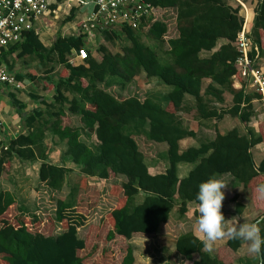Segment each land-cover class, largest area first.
<instances>
[{"label":"trees","instance_id":"obj_1","mask_svg":"<svg viewBox=\"0 0 264 264\" xmlns=\"http://www.w3.org/2000/svg\"><path fill=\"white\" fill-rule=\"evenodd\" d=\"M152 3L160 10L172 8L177 13L179 35L168 40L167 53L172 56L168 65L160 61L158 51L141 39L142 28L149 26L150 39L164 41L168 24L152 18L138 29L124 25L97 32L107 41L123 36L127 40L117 53L101 44L97 48L101 59L93 55L92 43L82 31L59 34L51 46H46L36 31L31 30L23 42L10 44L6 52L0 54V66L7 65L12 73L14 62L8 59L9 54L17 53L18 58L34 56L42 66L52 62L46 71L50 84L45 82L44 87H51L54 92L51 99L28 94L39 99L44 107L27 112L15 93H11L21 108L24 131L13 139L0 138V177L17 158L39 164V180L51 189H62L73 169L51 161L45 142L47 131L66 144L65 155L81 172L67 196L57 201L56 220L62 225V231L56 236L29 233L25 224L11 227L4 215L15 206L16 199L10 191H0V260L8 264H85L78 251L86 248L85 239L79 237V228L85 225L87 215L78 209V196L80 187H86L91 178L127 177L120 188H113L123 196L109 215L112 227L107 234L109 241L118 237L130 240L135 233H157L170 219L176 196L179 213L184 216L189 202L198 204V185L212 176L230 173L244 187H250L258 177H263L264 182V157L257 166L252 152L264 141V136L253 128L242 132L235 127L224 134L217 130L212 140L184 150L181 147L183 139L197 137L196 130L185 126L183 115L194 113L195 119L203 122L222 121L229 115L247 126L257 113L259 94L245 89V82L241 89L234 87L235 77L240 75L236 40L244 23L241 6L227 0H152ZM77 9L72 8L66 21L75 20ZM250 36L253 47L256 45L260 50L257 64L261 67L264 0L255 8ZM81 48L87 49L88 57L79 64L71 62V56ZM255 55L253 49L251 56ZM55 64L61 65L62 70L53 79L50 74L56 70ZM15 74L20 81L36 78V74ZM141 74L147 78L157 77L172 87L165 106L151 96L143 100L136 96L120 99L108 90L119 84L125 86ZM227 95L232 97L230 106L226 105ZM186 97L193 99L192 102ZM68 112L80 117V127L72 126ZM84 132L95 133L99 141L95 149L81 139ZM140 136L154 142L159 154L166 144L169 166L165 173L150 174L147 154L137 141ZM181 163L195 164L183 179L178 176ZM141 192L143 201L135 203ZM236 206L239 209L242 204ZM261 228L264 235V225ZM228 246L237 251L241 242L230 238ZM175 247L183 256L198 254L200 258L193 264H222L219 257L204 251L201 240L194 234L180 236ZM261 258L264 264V257ZM134 262L133 250L129 247L122 264Z\"/></svg>","mask_w":264,"mask_h":264},{"label":"rangeland","instance_id":"obj_2","mask_svg":"<svg viewBox=\"0 0 264 264\" xmlns=\"http://www.w3.org/2000/svg\"><path fill=\"white\" fill-rule=\"evenodd\" d=\"M227 1L234 6L239 4L237 0ZM242 1L246 3L248 0ZM258 2L259 0H252L251 4H258ZM71 5L76 6L78 3L73 2ZM248 7L250 9V5H248ZM72 8L70 9L69 6H63L61 7L57 17L54 15L49 17L47 21H49V26L51 29L47 31L48 33L46 36L48 40L54 42L59 34L67 35L69 33L77 32L75 31L77 28V23L81 22L82 18L88 14L90 8L75 7L78 8L76 16H81L79 18H75L76 22H68L66 21V18L70 15ZM176 15L177 13L175 9L167 8L158 10L156 15L153 16L154 20L164 21L168 24V32L164 41L162 42L150 39V37L147 35L149 26L142 28V41L146 44H149L156 51H158L157 53H159L158 55L160 61L164 65H168L172 62V56L167 53V50L169 49L168 40L170 38H176L179 35ZM40 21H42V19ZM39 27L41 33L46 30L45 26ZM97 34L98 33L96 32L94 34L95 38H92V41L94 40V43L92 42V46L94 48L93 55L97 59H101V55L97 51V48L101 44L107 46L112 52L117 53L120 51L121 47L127 43L125 36L113 41H107L103 34V36L100 37V33L98 35ZM44 44L50 45V42L45 40ZM203 54L205 56H209L211 53ZM13 61V72L18 71L28 74L33 71V74H36L35 81H30V84L26 87V89L18 90L19 92L27 94V97L29 96L28 94L34 93L38 96L37 98H52L54 92L51 91V87H49L50 90L45 89L44 87L45 82H49L48 84H50V80L46 79V71L53 64L52 62L47 63L46 66H42L37 58L31 56H29L26 60L14 59ZM70 61L75 64H79L81 62V60L77 58L76 54L71 56ZM55 65L56 70L54 73L50 74L53 75V79L55 78L56 74L62 70L61 65ZM25 85H27V81L25 82ZM171 89V86L164 84L159 78H147L144 74L139 75L125 86L119 84L117 86L108 88L112 94L120 99L136 96L142 100L150 96V91L156 90L159 91V94L154 96V98L164 106L167 104V97L165 98V95ZM28 98L30 104L29 110L37 108V106L38 108L42 106L39 102V99L35 100L31 97ZM192 100L190 102H192ZM231 100V95H227V106H230ZM68 114L71 115L69 112ZM71 116H73L72 126L80 127V117L77 115ZM194 116V113L185 115L184 124L185 126L197 131L198 137L194 140L199 142L198 145L200 142L212 140L216 136L217 130L224 134L235 127L239 128L242 132H246L249 128H254L250 124L246 126L237 117H232L229 115H227L222 121L209 120L204 122L196 120ZM260 121L262 123H260L259 128L260 130H264V120ZM64 122L68 124L66 119H64ZM215 123L218 125L216 129L214 128ZM202 124H207L209 129L212 131H205L202 127ZM81 139L85 141L92 149H95V147L99 144L95 133L84 132L82 133ZM137 141L141 149L146 152L147 158H150L149 143H155L149 141L144 136L138 137ZM45 142L48 148L49 157L52 161L60 164L71 165V167L74 168V170L67 175L62 189H51L39 180V165L37 163L29 164L16 158L12 162V167L10 166V169L7 167L6 170L8 171L7 175L10 174V177H13L12 179H9L7 176L5 177L7 181L6 186L4 187L0 185V191L2 187L9 188L10 192L13 193L16 199L15 206H11L9 212L4 215V220H6L8 223H11V227L19 228L20 224H25V227L29 233H42L45 236H56L62 231V225L56 220L57 201L58 199L65 198L67 196L73 185L77 182V178L81 175V172L80 167L75 165L71 161V158L65 155L66 144L61 142L57 136H54L50 131H47ZM165 145H162V155L164 156L167 155V147ZM164 158L166 159L167 156ZM187 164H190L189 166L192 168L195 166V164L192 163ZM14 170L16 171V174L11 175ZM126 180L127 177L123 176H110L108 180L91 178L87 182L86 187H80L81 191L78 196V209L80 212H83L87 215V221L84 226L79 228V237L85 239L86 248L84 250L78 251V254L84 258L85 264H122L123 259L126 256L127 249L130 246V241L128 239H122V237H118L112 241L107 240V234L109 230L112 229L109 221V215L111 211L117 206L119 198L123 196L122 192L117 193L113 188H120ZM234 181L238 187L243 189V185L238 180L234 178ZM143 198L144 193H139L136 196L135 203H138V201ZM144 239L145 238L142 237L141 240H137L136 245H138V247L135 246V248L137 247L138 249H135V251L140 253V255H138V259H140L139 264H150V251L147 252L145 250V248H150V240H145L143 247L141 246L140 242ZM145 260L148 263H143ZM0 264L8 263L0 260Z\"/></svg>","mask_w":264,"mask_h":264},{"label":"crops","instance_id":"obj_3","mask_svg":"<svg viewBox=\"0 0 264 264\" xmlns=\"http://www.w3.org/2000/svg\"><path fill=\"white\" fill-rule=\"evenodd\" d=\"M251 1L252 0H248L246 4L250 5V21L253 24L255 18V8L258 4L257 3L251 4ZM59 11L57 12V14L59 13ZM80 16H76V17L79 18ZM48 19L49 17H44L42 21L38 22L35 25V27L37 31L36 33L39 36L41 42L44 44L45 40H47L48 42H50V45L47 44L45 45L51 46L53 42L51 40H48L46 36L48 33L47 31L51 29L49 26V21H47ZM39 26H45L46 30H44L43 33H41ZM70 34L73 33H69L67 35ZM4 52H6V50L3 51L2 53ZM28 57L29 56L24 58H18L17 53L8 55V59L11 62H14L13 61L14 59L26 60ZM261 63H262L261 67L264 70V56L263 58H261ZM2 66H5L7 68V65H2ZM13 73L15 74V72ZM16 73H22V72L17 71ZM22 74H26V73H22ZM30 74L32 76L35 75L33 74V71H31ZM26 81H27V85L25 86L27 87L30 84L31 80H29V78H25L23 82L25 83ZM207 82H209V80ZM234 87L238 89L240 87V84L236 81ZM11 93H15L17 99L20 100L23 105H25L24 112L33 111L36 109L34 108L32 110H29L30 104L28 98L29 96L27 97V94L21 93L19 91H15L14 89L8 87L7 85H0V129H1L0 138L1 139L16 138L22 131H24V129L22 128L23 123L21 121V108L19 107V103L12 99ZM157 94H159V91L156 90L150 91V96L153 98ZM167 94L165 95V98ZM186 100L190 102L192 99L190 97H186ZM184 116L185 115H183V122H184ZM72 117L73 116H71V118ZM260 120H264V113L261 109L260 104H257V113L252 117L249 124L255 128L253 129L257 133L262 134L264 136V130L262 129L263 127L261 128L262 130H260L259 128L260 123H262ZM217 126L214 125V128L216 129ZM202 127L205 131H212L211 129H209V126L207 124H202ZM197 137H198V133H197ZM194 139L195 138L192 137L183 139L181 141L182 149L184 150L191 146H198L199 142H196ZM158 150L159 147H155L153 143H150V158L146 157V163L148 165L149 172L152 175L165 173L169 166V162L168 160H166L167 158L166 159L164 158L166 157V155L165 156L162 155V149H161V154H159ZM252 152L255 163L258 166L264 157V141L256 145L252 149ZM53 162L56 163L55 161ZM189 165L190 164L187 163H181L178 165V176L180 179H183L186 176H188L189 172L192 170V167ZM66 166L72 168L71 165H66ZM8 169L10 168L8 167ZM72 169L74 170V168ZM7 173L8 171H5V173L0 177V185L4 187L6 186V182H7L5 177L7 176L9 179L10 178L12 179L13 177V176L10 177V174L7 175ZM13 174H16L15 170L14 172H12L11 175ZM222 176L227 181L230 182L229 185L224 189L225 199L222 202V209H221V211L225 216V219H228V223L230 225L233 223L242 222V217L244 218V222H249L253 218L251 215L253 212H255L258 215L264 216V199L259 198L258 193L256 191L257 185L260 182H262L263 177H258L251 183L250 187L243 186L242 189L241 187L237 186L236 182L234 181L235 177L232 176L230 173H224L222 174ZM1 190L10 191L9 188H3V187L1 188ZM143 199H140L138 203L142 202ZM175 199H176V203L174 209L171 212L170 219L168 220L167 223L162 225L161 229L157 233H152V234L135 233L133 234V237L129 240L130 241L129 247L133 250V255L135 258L134 264L140 263L139 262L140 259H138V255H140V253L138 251H135V249H138L137 248L138 245H136L137 240H141L142 237H144L146 240H150V248H145L147 252L150 251V264H193L195 261L199 260L200 256L198 254H193L191 256H183L179 252H177L175 247V243L177 239L185 234H194L196 237L200 239V234L197 226V219L199 215L197 211L198 204L195 202H189L188 211L184 216H181L179 213L178 196H176ZM237 203L242 204V206L239 207V209H237L236 206ZM229 239H230L229 237H225L224 239L217 241L214 246V251L211 253L209 252L207 253H209L210 256L212 257H219L222 261V264H261L262 263L261 257H256L254 255H250L247 253L246 251L247 245L241 241H240L241 246L237 251L231 249L228 246ZM135 246L137 247L135 248ZM143 263H148V262L145 260L143 261Z\"/></svg>","mask_w":264,"mask_h":264},{"label":"built area","instance_id":"obj_4","mask_svg":"<svg viewBox=\"0 0 264 264\" xmlns=\"http://www.w3.org/2000/svg\"><path fill=\"white\" fill-rule=\"evenodd\" d=\"M237 1L241 6L240 14L244 23L236 40L240 52L237 60L240 75L235 77V82L240 84L238 89L245 82V89L249 88L259 94L257 102L264 113V70L257 64L260 50L256 45L253 47L250 36V9L246 3ZM73 2L78 5H71ZM63 6H69L70 9L90 8L88 14L77 23L75 30L85 32L89 43H94L92 38H95L96 32L110 31L124 25L138 29L144 22H149L150 18L154 20L153 16L160 10L153 5L152 0H0V53L7 50L10 44L23 42L31 30L36 31L35 25L44 17H57V12ZM253 49L255 57L251 56ZM76 56L81 61L86 59L87 49H79ZM0 85H7L14 90L26 88L25 83L5 66H0Z\"/></svg>","mask_w":264,"mask_h":264},{"label":"clouds","instance_id":"obj_5","mask_svg":"<svg viewBox=\"0 0 264 264\" xmlns=\"http://www.w3.org/2000/svg\"><path fill=\"white\" fill-rule=\"evenodd\" d=\"M222 175L212 176L198 185L196 200L198 201L197 226L200 240L206 252H213L215 243L229 237L247 245V253L256 257H264V235L261 225H264V216L253 212L249 222L229 224L225 219L222 202L225 199L224 189L229 185ZM259 198L264 199V182L257 185ZM140 242L144 247V241Z\"/></svg>","mask_w":264,"mask_h":264},{"label":"water","instance_id":"obj_6","mask_svg":"<svg viewBox=\"0 0 264 264\" xmlns=\"http://www.w3.org/2000/svg\"><path fill=\"white\" fill-rule=\"evenodd\" d=\"M261 264H263V262Z\"/></svg>","mask_w":264,"mask_h":264}]
</instances>
